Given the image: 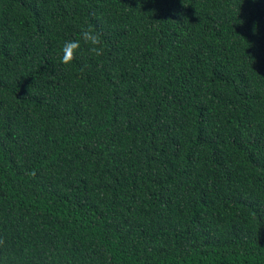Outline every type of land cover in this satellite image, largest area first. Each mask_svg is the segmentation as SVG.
<instances>
[{
  "label": "trees",
  "instance_id": "1",
  "mask_svg": "<svg viewBox=\"0 0 264 264\" xmlns=\"http://www.w3.org/2000/svg\"><path fill=\"white\" fill-rule=\"evenodd\" d=\"M89 27L103 55L63 65ZM0 239V264H264V0H0Z\"/></svg>",
  "mask_w": 264,
  "mask_h": 264
},
{
  "label": "clouds",
  "instance_id": "2",
  "mask_svg": "<svg viewBox=\"0 0 264 264\" xmlns=\"http://www.w3.org/2000/svg\"><path fill=\"white\" fill-rule=\"evenodd\" d=\"M81 42L84 45L88 46V51L91 54L99 57L102 56L104 53V48L102 44L101 36L98 32H95L92 28H85L80 33V38L77 40H69L65 41L62 47V57L61 63L63 65H69L75 59L76 52L81 47ZM30 176H34L35 173H27ZM3 239H0V245H3Z\"/></svg>",
  "mask_w": 264,
  "mask_h": 264
}]
</instances>
